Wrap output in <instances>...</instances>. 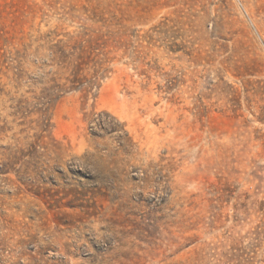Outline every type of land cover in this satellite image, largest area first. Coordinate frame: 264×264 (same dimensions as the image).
<instances>
[{"label":"rangeland","instance_id":"374dc122","mask_svg":"<svg viewBox=\"0 0 264 264\" xmlns=\"http://www.w3.org/2000/svg\"><path fill=\"white\" fill-rule=\"evenodd\" d=\"M0 264H264V0H0Z\"/></svg>","mask_w":264,"mask_h":264},{"label":"trees","instance_id":"16d2710c","mask_svg":"<svg viewBox=\"0 0 264 264\" xmlns=\"http://www.w3.org/2000/svg\"><path fill=\"white\" fill-rule=\"evenodd\" d=\"M88 47H89L90 50L92 49V48H91L92 45H91V46L89 45ZM89 49H87V47H86L85 45H81V46L79 47L80 54H79V56H77V60L81 59L83 53L86 52V51L89 50ZM91 51H92V50H91ZM53 52L55 53V51H53ZM77 60H76V61H77ZM80 66H81V62H80V63H77V64L74 66V70H73V72H72L73 77H72L71 79H69V81H70V86H69V87H64V86H61V85H59V84L54 85V87L58 90V91H56L57 93H59L60 95H62L61 93L67 92L68 89H77L78 86H80V85L82 84L81 82H84V80L81 79L80 76H79V71H78V69L80 68ZM53 90H54V89H53Z\"/></svg>","mask_w":264,"mask_h":264}]
</instances>
